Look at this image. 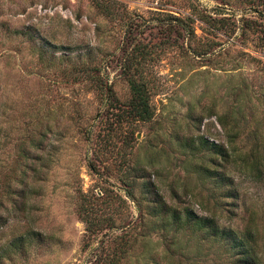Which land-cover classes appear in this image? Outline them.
<instances>
[{
    "label": "rangeland",
    "instance_id": "374dc122",
    "mask_svg": "<svg viewBox=\"0 0 264 264\" xmlns=\"http://www.w3.org/2000/svg\"><path fill=\"white\" fill-rule=\"evenodd\" d=\"M134 57L146 121L129 112ZM251 132L264 137V0H0V264H236L186 211L252 232L264 264V169L239 157ZM200 138L238 155L216 167Z\"/></svg>",
    "mask_w": 264,
    "mask_h": 264
},
{
    "label": "trees",
    "instance_id": "16d2710c",
    "mask_svg": "<svg viewBox=\"0 0 264 264\" xmlns=\"http://www.w3.org/2000/svg\"><path fill=\"white\" fill-rule=\"evenodd\" d=\"M225 19L226 21L230 20L229 18H221L219 21ZM179 23L183 21L177 20ZM215 21V19L213 20ZM245 21V20H243ZM190 20H184L182 25L184 33H192V28L189 25ZM232 25L235 27V23ZM133 59V57H132ZM136 65L133 63L126 64L124 68V74L131 92V102L129 105V112L136 115L138 120L146 121L150 119V110L148 108V88L146 84L142 81V66L139 59L135 58ZM233 121H236V118H233ZM220 125L225 128L221 120H219ZM238 129V128H237ZM234 128V131H230L232 134V140L230 145L234 142V139L240 138L239 132ZM245 140L247 141V151L242 152L239 155L240 160L244 168L248 169L249 173H256V178L261 179L262 171L258 170L260 168L264 169V137L259 135H252V132L246 135ZM200 153L208 155L210 162L214 166L223 167L231 158H235L237 152H235L234 147L231 146L230 153L229 150L219 143L209 142L207 139L200 138ZM234 149V150H233ZM236 149H239L236 147ZM244 151L243 148L240 149ZM240 151V152H241ZM238 157V158H239ZM251 158V159H249ZM229 159V160H228ZM218 160V162H217ZM222 161L224 164H220ZM198 168L199 176L204 180H209L211 183H214L219 191L224 194L226 197L231 198L235 197L236 191L234 188L233 180L226 174L225 171H218L215 169H210L205 165H200ZM174 223L179 225L183 224L180 222L182 216L179 214L174 215ZM184 221L187 225L192 226V229L196 232H199L200 239L204 242H214L222 244L230 254L234 257L236 264H258V257L255 251L253 243L255 240L253 238L252 232H239L232 229L221 228L215 219L213 218H203L194 215L192 211H186ZM175 225V224H174Z\"/></svg>",
    "mask_w": 264,
    "mask_h": 264
}]
</instances>
